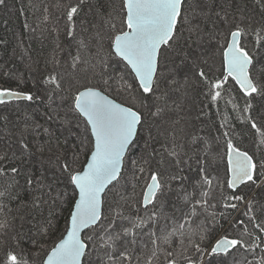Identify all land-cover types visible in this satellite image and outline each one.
<instances>
[{
  "label": "trees",
  "instance_id": "1",
  "mask_svg": "<svg viewBox=\"0 0 264 264\" xmlns=\"http://www.w3.org/2000/svg\"><path fill=\"white\" fill-rule=\"evenodd\" d=\"M188 1L184 4V15L192 24L196 20L200 23L202 40L198 43L197 35L189 31L190 25L178 23L181 35L177 43L162 51L166 75L174 77V82L161 89L167 92L166 100L156 101L165 109L158 119L165 128L161 134L155 125L150 124L149 111L138 102L141 90L135 77L128 71L133 77L129 88L121 84V77L112 68L114 63L125 65L110 46L115 35L127 30L123 23L126 15L123 0H6V5L0 6V90L33 97L31 101L23 99L0 104V155L4 156L0 159V169L4 170L0 173V264H7L9 254L26 264H43L48 253L64 237L77 194L61 165L68 162L75 171H81L88 157L85 152L87 144H84L88 125L73 110L72 99L78 91L90 87L102 88L107 95L113 89L122 93L130 107L144 113L146 123L126 158L121 180L110 188L104 203L107 207L105 224L115 220L112 232H120L121 239L115 242L114 251L106 249L99 238L104 235L103 229H91L89 232L93 239L87 241L91 248L85 259L91 264H104L107 261L105 253H109L114 264H128L121 257V253L127 252L131 264H170L172 261L189 264V258L196 261L200 255L193 244L210 249L219 236L227 234L230 238L242 240L245 247L237 245L228 257L223 258L225 264H264V232L256 227L258 223L264 227L261 223L264 221V208H261L264 204V170L258 168V184H263L258 188L249 182L246 185L250 186L249 193L244 195L245 201L254 197L259 201L250 213L256 217L255 220L245 217L244 213L248 211L246 203L225 201V196L234 193L227 187L228 178L222 177V173L217 188L203 180L207 176L212 181L208 168L218 172L224 165L227 168L229 141L247 152L251 150L252 141L256 146L253 153L255 161L264 162V143L251 127L254 121L264 128V98L245 96L229 78L221 97L213 101L206 81L197 75L196 66L190 60L189 67L183 66L185 54L202 56V67H199L207 74L208 80L222 79L221 48L236 25L247 33L242 41L248 51H253L257 39L264 46V0H194L191 5L194 9L189 7ZM73 6L78 12L69 21L68 11ZM88 10L89 28L78 38L89 40L88 46H80L81 61L70 49V42L76 40L75 25L82 23ZM113 11L118 18L116 21L110 19L109 25L104 20L105 12ZM111 24L116 27L112 28ZM261 67L253 72L258 84H264ZM51 77L60 84L59 89L49 83ZM191 87L195 90L194 101L192 108H188L185 96ZM53 103H57L58 110H53ZM248 103H251V108ZM67 116H70L71 124L65 130L67 138L74 140L76 146L68 149L57 145L55 150L46 147L50 142L46 143L45 137L48 138V133L54 129L60 131L62 127L57 125L58 120ZM188 119L199 124L197 134L191 136L196 138L195 142L193 138L189 139L184 123ZM72 128H79L82 133L76 140ZM156 141L168 156L174 150L176 156L172 157L176 161L181 160L185 166L162 175L161 182L169 187L154 209L156 217L150 220L152 207L146 210L141 205L153 173L147 144ZM181 143L185 145L183 150L179 149L182 148ZM23 144L28 148L25 149ZM74 155L78 158L73 159ZM13 167L18 169L17 173L11 171ZM187 167L188 172L195 175L192 184L204 192L203 199L195 200L193 191L184 193ZM29 179L31 184L27 183ZM236 192L243 194L239 189ZM183 194H190L187 202L181 201ZM198 201L207 203L202 206ZM171 202H181L173 215L167 210ZM225 202L236 203L237 207L226 209L223 206ZM183 203H189L188 207L183 208ZM71 206L72 209L65 213ZM116 211L128 219L116 218ZM61 215L62 222L59 223ZM140 220L145 223L139 228L133 227L131 221ZM239 220L245 223L237 225ZM181 224L184 226L183 236L177 232L167 244L155 239L157 234H167ZM127 228H133L134 237L123 235ZM201 228L208 230L203 241L200 239ZM147 230L155 233L152 235L157 243L146 248L134 245L133 240L140 241ZM256 237L260 239L256 240ZM257 243L259 247L254 246ZM204 260L208 264L206 255Z\"/></svg>",
  "mask_w": 264,
  "mask_h": 264
},
{
  "label": "snow or ice",
  "instance_id": "2",
  "mask_svg": "<svg viewBox=\"0 0 264 264\" xmlns=\"http://www.w3.org/2000/svg\"><path fill=\"white\" fill-rule=\"evenodd\" d=\"M184 4L185 0H124L123 7L126 9V15L123 23L126 24L128 30L121 31L111 40L110 46L115 55L126 62V67L130 66L132 72L135 73V78L139 81L141 96L138 102L140 106L147 109L156 119L161 118L165 110L163 106L156 103V101L166 100L167 92L161 91V89L174 82V77L166 75L162 60V46L171 49L177 43L181 35L177 27L178 23L190 25L189 31L196 34L198 39L201 38L200 26L198 24L193 25L191 20L184 15ZM5 5L6 0H0V6ZM77 12V7H71L68 11V20L71 21ZM111 26L112 28L116 27L115 24H111ZM246 35L245 30L236 25L235 30L230 32V38H226V44L221 52L224 74L222 79H217L215 82L208 80L207 74L200 69L197 64V57L189 54L184 55L185 61L190 60L196 66L197 75L206 81L213 101L221 97L224 84L229 78L239 85L245 96L252 99H255L256 96L264 98V84H258L252 76V72L257 70L256 65L260 63V58L264 57V46L257 39L253 51H248L241 42V38ZM83 44L84 42L81 41L82 46ZM257 49L259 52L256 51ZM204 62L207 63V61ZM49 83L54 84L57 89L61 87L55 77H51ZM128 87L131 88V85ZM5 97L25 98L29 101L33 99L30 94L25 95L7 89L0 90V104L5 102ZM149 100H152L151 107L148 103ZM71 106L75 112L84 117L86 124L90 125L91 134L95 137L94 152L91 155V162L87 164L86 171H75L68 162L61 165L62 171L68 174L69 182L78 189L79 199L75 203L74 210L70 212V227L66 229V238L51 250L46 264H91L90 260L85 259L89 255V245L80 236L81 231L86 228L103 229L104 235L99 237L103 241V247L115 250V242L121 239V233L112 232L115 220L105 224L106 216L102 211L105 203L103 197L106 196L105 190L108 189L109 185L115 187L113 182L119 183L121 180V167L125 153L131 145H134L139 130L146 123L144 113L139 109L124 107L93 88L78 91L72 99ZM248 107H252L251 103H248ZM251 127L261 137V143H264V128L259 127L254 121L251 123ZM195 140L194 137L193 142ZM23 147L27 149L28 145L23 144ZM227 149L226 174L228 179L226 183L234 194L225 196V201L246 203L248 211L244 213L245 217L249 220H255L256 217L250 213L253 206L259 202L258 199L254 197L245 201L244 195L237 193L236 189L241 185H248L249 182L259 187L258 168L264 170V162L254 161L252 155L246 151H241L231 141L228 142ZM169 155L176 156V153L173 150L169 152ZM77 158L74 155L73 159ZM0 159H4V156L0 155ZM3 171L0 169V173ZM11 171L17 173L18 169L13 167ZM172 179H176V177H172ZM203 180L211 186L212 181L207 176H204ZM27 183L31 184L32 181L29 179ZM168 187L161 182L158 173L153 172L151 174L150 183L147 184L142 199L145 209L152 206L153 211L152 216L149 217L150 220L156 217L154 209L160 204V198L164 196ZM189 195L185 196L186 200L189 199ZM197 203H201L203 206L207 201H198ZM223 206L226 209H235L237 204L225 202ZM261 208H264V204H261ZM114 215L116 218L128 219L123 217L119 211H116ZM131 222L135 228H139L145 223L143 220ZM244 223V220L236 221L237 225ZM183 227L181 224L179 228H174L158 239H162L163 243L167 244L177 232L183 236ZM256 227L264 232V227H261L260 223L256 224ZM207 231L206 228L200 229L201 241L205 239ZM152 234L155 235V233ZM123 235L134 237L133 228L124 229ZM105 237L107 238L105 239ZM88 238L93 239L92 236ZM259 239L260 237H256V240ZM133 242L135 241L133 240ZM183 242L181 239L180 243L183 244ZM189 242L191 243V240ZM152 243L155 245L157 241L153 240ZM237 245L245 247L242 240L230 238L227 234L221 237L210 249L203 248L200 244H193L192 246L200 255L196 261L189 258V264H205V255L208 257V264H225L223 258L228 257L230 251ZM254 246L259 247L260 245L257 243ZM105 255L107 261L104 264H114L111 254L105 253ZM121 257L123 261H128V264H131V257L127 252L121 253ZM213 258H215L214 261ZM7 264H26V262L9 254ZM170 264H175V261L170 262Z\"/></svg>",
  "mask_w": 264,
  "mask_h": 264
},
{
  "label": "rangeland",
  "instance_id": "3",
  "mask_svg": "<svg viewBox=\"0 0 264 264\" xmlns=\"http://www.w3.org/2000/svg\"><path fill=\"white\" fill-rule=\"evenodd\" d=\"M193 2H194V0H189L188 1V3H189V7H191V5L193 4ZM115 7H111V9H114ZM191 9H194V7H191ZM196 10V9H195ZM109 14H110V16L111 17H109ZM107 13L106 14V12H105V16H104V20L106 21H108V24L110 25V23H109V20L110 19H112V18H114L115 19V21H116V19L118 18V15H117V13H115V15H113L114 14V11L113 12H111V13ZM85 15H86V17H84L83 18V21H82V23H80V25L78 24V26H77V24L75 25V28H76V31H75V35L77 36V38H76V40H71V42H70V45H71V47H70V49L74 52V53H76L77 55H78V58L80 57L81 58V61H82V56H81V54H80V51L82 50V48L81 47H86V46H88L89 45V40L86 38V40L85 39H78L79 38V36H81V34H84V30L85 29H88L89 28V19H87V18H89V10L85 13ZM113 19V20H114ZM196 24H198L199 26H200V23L199 22H197V20L193 23V25H196ZM228 24V23H227ZM80 26V27H79ZM231 28V27H230ZM230 28L228 29V30H230ZM96 30H97V28H95ZM119 29V28H118ZM200 29V28H199ZM229 33V32H228ZM228 33H227V35H228ZM118 34H120V33H118ZM117 34V35H118ZM230 36V35H229ZM200 40H202V39H198V43H200L201 41ZM81 41H83L84 42V44H83V46L81 45ZM226 44V42L223 44V47H224V45ZM81 46V47H80ZM216 46L218 47L219 46V48H220V44H219V42H216ZM222 47V48H223ZM221 48V49H222ZM198 59H197V62H198V65L200 66V67H202V56H201V58H199V57H197ZM184 62V68L185 67H189L188 65H189V61L187 62V61H183ZM191 64H192V62H191ZM207 65V64H206ZM205 65V66H206ZM258 66H262L261 68H263L264 69V57H261L260 58V63L259 64H257ZM112 68H114V70L118 73V76H119V78L121 77V79H120V82H121V84H124V85H128V84H131L132 85V83H133V77H131V76H129V74H128V71H130V69L128 68V67H126V65H123V64H118V63H114V65H112ZM205 68H208V67H205ZM128 69V70H127ZM131 72V71H130ZM131 74H132V72H131ZM133 75V74H132ZM134 76V75H133ZM135 77V76H134ZM257 76H256V74L254 75V78H256ZM185 79H187V81L188 80H190L189 78H185ZM136 80V79H135ZM90 88H96V87H90ZM84 89H86V88H84ZM96 89H99V90H103L102 88H99V87H97ZM190 89V88H189ZM194 88L193 87H191V90H190V92L188 93V95L187 96H185V99H186V104H187V107L188 108H192V103H193V101H194V98H193V96H194ZM109 94V96L110 97H112L113 99H115V100H117L118 102H120V103H122V104H124V105H128L129 106V102H128V99H127V97L125 96V95H123L122 93H118L117 91H115V89H113L112 91H110V92H108ZM63 100V99H62ZM149 105L152 103V100H149ZM53 110H58V105H57V103H53ZM147 115L149 116L148 118H149V121H150V124H152L153 126L155 125V128H156V130L157 131H159L160 132V134L161 133H163L162 131H164V129L165 128H163L162 126H161V124H160V122H159V120L158 119H156L155 117H153L152 115H151V113L150 112H148L147 113ZM147 117V116H146ZM192 116H190L189 118H191ZM69 118H70V116H67V117H63L62 119H59L58 120V124L57 125H60L62 128H61V130L60 131H55V129L53 130V131H50L49 133H48V138H46L45 137V141H46V143L48 142H50V144H46V147H48V148H50V149H52V150H55L57 147V145H59L60 147L62 146H65L66 148H68V149H72V147L74 146H76V144H74L75 142H74V140H68V138H67V132L65 131L66 130V128H68L71 124H70V122H69ZM184 123H186V129H187V131H188V135H189V139H192V138H194V137H191V136H193V135H195V134H197V131L199 130V124H196V123H194L193 122V119H188L186 122H184ZM73 130V138L76 140V138H78V137H80V134H82L81 133V131H79V128H72ZM85 137V141H84V144H85V142H86V151L85 152H87L88 153V157L90 156V154L92 153V151H93V138H92V135H91V131H90V128L87 126V128H86V130H85V135H84ZM47 139H48V141H47ZM12 141H15V139H11ZM83 140V139H82ZM82 140H81V142H82ZM181 145H182V148H179V149H181V150H183V147L185 146L184 145V143L182 144L181 143ZM147 147H148V149H149V157H150V159H151V162H152V169H153V172H156V173H158L159 174V177H160V179H161V177H162V175H164V174H166L167 173V171H177L178 169H180L181 170V168H183L184 169V167L183 166H185V164H183L182 163V161L181 160H179V163H177V161L172 157V156H168L167 154H165V152H164V149H163V147L162 146H160L159 144H158V142L156 141V142H153V143H150V144H147ZM256 151V146H255V143H252V141H251V150H249L248 151V153L250 154V155H252L253 156V158L255 159V157H254V155H253V153ZM247 152V151H246ZM88 157H87V160H88ZM87 162V161H86ZM86 162H85V164H86ZM84 167V166H83ZM83 169V168H82ZM185 169H187V173H186V175H185V179H184V183H185V192L184 193H190V192H194V194H195V196L193 197V198H195V200H199V199H203V194H204V192L202 191H199V189H198V187H196L195 186V184L193 185L192 183L194 182V180H195V175H193V174H191L190 172H188L189 171V169H188V167L187 168H185ZM208 171H209V174L211 175V177H212V184H213V187L214 188H217V182L219 183V180H220V178H219V176H220V174L222 173V177H225V178H228V175L226 174V166L224 165V166H222V171L221 172H218L217 170H212V169H210V168H208L207 169ZM82 171V170H81ZM264 182V181H263ZM263 182L261 183V184H259V187L263 184ZM258 187V188H259ZM249 190H250V186H242L240 189H239V192H242L243 193V195H245V194H247V193H249ZM185 194H183L182 195V197H181V201L182 202H187L188 201V199L186 200L185 199ZM109 197V196H108ZM76 199V198H75ZM105 199L107 200V196L105 197ZM192 200V199H191ZM190 200V201H191ZM75 201V200H74ZM75 203V202H74ZM181 202H171L170 203V206L167 208V210H168V213L170 214V215H173V213L175 212V211H177V209H178V205L180 204ZM73 205V204H72ZM188 205H189V203H183L182 204V206H183V208H187L188 207ZM141 207L143 208V209H145L144 207H143V204L141 205ZM150 207H152V206H150ZM149 207V208H150ZM72 209V206L70 207V209L68 210V211H65V213H68L70 210ZM147 210V209H146ZM72 211V210H71ZM104 214L106 215V212H107V207L104 205ZM59 218V223H61L62 222V215L61 216H59L58 217ZM53 226H55V223L53 224ZM67 232V231H66ZM215 232H216V230H215ZM163 233L164 232H161V234L159 233V234H157L158 236L157 237H155V239H158V237H162V235H163ZM165 234V233H164ZM89 236H91V232H87L86 234H85V236H84V239H85V242H87L88 241V237ZM213 238H215V235H213L212 236ZM153 235H152V233H151V230H147L145 233H144V235L141 237V240L139 241L138 239H135L134 241L135 242H132L134 245H138V244H140L143 248H146L147 246H149L150 244L153 246V243H152V241H153ZM219 238H220V236L216 239V242L219 240ZM160 241H162V239H159ZM88 243V242H87ZM88 245H89V248H88V253H89V250H90V248H91V245H90V243H88ZM151 247V246H150ZM147 249H149V248H147Z\"/></svg>",
  "mask_w": 264,
  "mask_h": 264
},
{
  "label": "water",
  "instance_id": "4",
  "mask_svg": "<svg viewBox=\"0 0 264 264\" xmlns=\"http://www.w3.org/2000/svg\"><path fill=\"white\" fill-rule=\"evenodd\" d=\"M186 1V0H185ZM123 2H124V0H123ZM125 12H126V9H125ZM128 30V29H127ZM126 30V31H127ZM229 38H230V36H229ZM241 42H242V38H241ZM165 47L164 46H162V49H161V51H163V49H164ZM114 52V51H113ZM117 56V55H116ZM119 59H120V57L119 56H117ZM121 60V59H120ZM122 61V60H121ZM123 63H125L126 64V62H124L123 61ZM128 68L130 69V71L132 72V70H131V68H130V66H128ZM132 74L135 76V73L134 72H132ZM137 80V79H136ZM137 82H138V84H139V81L137 80ZM235 82V81H234ZM236 84V83H235ZM237 85V84H236ZM238 86V88L240 89V87H239V85H237ZM93 89H95V90H97V91H100L101 92V94L102 95H105V96H107L108 97V99H110V100H113L114 102H116V103H118V104H121L122 106H124V107H130V106H128V105H124V104H122V103H120V102H118L117 100H115V99H113L112 97H110L109 95H107V94H105L103 91H101V90H99V89H96V88H93ZM85 89H83L82 91H84ZM241 91V90H240ZM242 92V91H241ZM243 93V92H242ZM244 94V93H243ZM5 99V102H8V101H13V100H23V99H25V98H20V99H17V98H15V97H5L4 98ZM79 114V113H78ZM80 115V114H79ZM81 116V115H80ZM83 119H84V117L83 116H81ZM85 120V119H84ZM88 127L90 128V131H91V127H90V125H88ZM140 131V130H139ZM138 134H139V132H138ZM92 135V134H91ZM92 138H93V151H92V153L94 152V143H95V137L94 136H92ZM138 138V137H137ZM137 141V140H136ZM135 144V143H134ZM132 146L133 145H131L130 146V149L125 153V157H124V160H123V162H122V167H121V176H122V174H123V171H124V168H125V162H126V158H127V156H128V154H129V152H130V150H131V148H132ZM241 151H243V150H241ZM92 153L90 154V156L88 157V160H87V162H86V164L84 165V167H83V169H82V171H86L87 170V164L89 163V162H91V155H92ZM250 155V154H249ZM254 159V158H253ZM255 161V160H254ZM114 184H116V182H113ZM74 186V185H73ZM113 185H109L108 186V189H106L105 190V192H106V194H107V192L109 191V189L112 187ZM243 185H241V186H239L236 190H238V189H240L241 187H242ZM74 189H75V191H76V194H77V197H76V201H75V203H77L78 202V199H79V196H78V189H76L75 188V186H74ZM104 199H105V197H103ZM74 206H75V204H74ZM73 210H74V207H73ZM102 211L104 212V206H103V209H102ZM70 220V219H69ZM70 227V224L68 225V228ZM92 228H86V229H84V230H82L81 231V233H80V236H81V238L85 241V239H84V236H85V234L89 231V230H91ZM66 235H67V232L65 233V235H64V237L61 239V240H63V239H65L66 238ZM60 240V241H61ZM60 241L57 243V244H59L60 243ZM87 243V242H86ZM56 244V245H57ZM237 247V246H236ZM235 249V248H234ZM234 249H232L231 251H233ZM230 251V252H231ZM50 253H51V251L48 253V255L45 257V259H44V263L43 264H46V261H47V257L50 255Z\"/></svg>",
  "mask_w": 264,
  "mask_h": 264
},
{
  "label": "flooded vegetation",
  "instance_id": "5",
  "mask_svg": "<svg viewBox=\"0 0 264 264\" xmlns=\"http://www.w3.org/2000/svg\"><path fill=\"white\" fill-rule=\"evenodd\" d=\"M242 44H244V42L242 41ZM258 68V65H256V69ZM254 72V71H253ZM253 72H252V76L254 78V75H253ZM138 139V138H137Z\"/></svg>",
  "mask_w": 264,
  "mask_h": 264
}]
</instances>
